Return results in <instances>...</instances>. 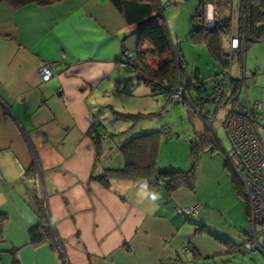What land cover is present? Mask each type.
Masks as SVG:
<instances>
[{
  "label": "crops",
  "instance_id": "0c3cea01",
  "mask_svg": "<svg viewBox=\"0 0 264 264\" xmlns=\"http://www.w3.org/2000/svg\"><path fill=\"white\" fill-rule=\"evenodd\" d=\"M204 8V19L228 17L231 32H237L240 0H220ZM226 9L231 13L225 14ZM192 29L191 20L189 35ZM178 36L174 33L170 38L175 42ZM137 42L135 24L110 0L22 5L0 0V110L4 111L0 115V213L6 215L0 264H13L12 250L18 264H209L216 254L228 253L220 240L237 244L236 220L228 221L225 214L233 207L240 214L239 200L246 215L247 208L231 180L230 188L225 173L230 169L215 156L217 151L209 153L215 156L216 167L221 166L220 178L228 186L224 199L214 187L209 189L203 164L196 166L193 188L171 192L161 183L149 189L142 180L109 172L123 167L119 147L131 138L115 141L123 130L106 129L114 112L109 109L112 102L130 109L145 107V114L153 108L149 115L157 114L163 105L158 92L119 62L124 51L136 50ZM197 44L207 48L203 42ZM224 48L228 51V40ZM237 60L240 71L243 67L246 71L243 56ZM44 61L54 70L48 81L38 73ZM262 70L257 61L254 82ZM195 75L201 78V71L187 73ZM207 103L216 107L212 99ZM89 115L94 118L93 133ZM174 164L162 166L157 161L159 169ZM103 173L109 175L107 185L94 178ZM36 197L42 199L53 227L55 246L49 241L29 242L28 229L39 221L33 208ZM190 206H197L192 215L177 211ZM224 206L230 209L225 211ZM197 225L205 226L207 232H196ZM184 244L189 249L183 253Z\"/></svg>",
  "mask_w": 264,
  "mask_h": 264
},
{
  "label": "trees",
  "instance_id": "16d2710c",
  "mask_svg": "<svg viewBox=\"0 0 264 264\" xmlns=\"http://www.w3.org/2000/svg\"><path fill=\"white\" fill-rule=\"evenodd\" d=\"M12 1L22 5L32 1L47 4L55 0ZM219 1L220 0L197 1L196 11L191 18L193 29L190 33V37L195 43L203 42L207 46L214 60L220 65L221 73L224 69L229 67L231 61L235 57L241 60L249 45L264 39V0H240V14L237 28V33L240 35V47L232 58L224 48L223 39L231 33V19L228 17L217 18L210 29L204 28V7L208 3L217 5ZM110 2L121 13H124L129 23L135 24L138 32L137 47L136 50L133 51L135 53L136 62L126 67L132 70L138 79L148 83L152 91L160 93L162 98H164L163 92L169 89L176 78L177 68L173 53L174 46L179 49L180 47L179 44H176L170 38V33L164 21L163 14L160 11L158 0H110ZM138 10L139 12H137ZM125 52L126 51L118 58L119 62ZM218 75L214 76V78ZM180 76L190 96H194V98L198 99L203 105L211 100L210 96L212 94L210 95L206 92L204 80L197 75L192 77L187 76L184 59L180 65ZM233 81L235 85L233 90L234 93L237 89L238 84L236 83L238 79L233 77ZM119 115L130 120H138L145 116L142 113H121ZM260 115H262L261 110L256 113V120ZM91 124L92 133L93 131L96 132L94 122ZM164 128L165 127H162L161 129L164 130ZM160 132L161 130H154L140 133L123 143L119 147V150L124 159V165L121 168L109 170L110 174H114L118 177L142 180L149 189L155 188L160 183L164 184L168 192L179 187L193 188L198 150L207 149L209 152L215 153L220 149V142L210 130L205 128L202 132L197 134V139L192 141V163L189 169L179 170L168 166L159 169L157 167V155L158 136ZM225 168L229 169L226 161ZM229 174L236 194L244 201L241 192V184L238 178L231 171H229ZM108 176L107 173H103L94 178L102 184L107 185ZM35 199L33 208L38 215L39 221L36 225L28 229L29 242L37 245L43 241H49L51 246H55V233L45 207L43 206L42 199L40 197H36ZM5 218L6 215L0 213V237L2 224ZM200 231L207 232L205 226L197 225L196 232ZM220 241L228 247L229 254L232 253L233 249L241 246L230 240ZM10 253L14 256L13 264H18V260L15 257L16 251L12 250ZM262 253L264 254V250Z\"/></svg>",
  "mask_w": 264,
  "mask_h": 264
},
{
  "label": "rangeland",
  "instance_id": "374dc122",
  "mask_svg": "<svg viewBox=\"0 0 264 264\" xmlns=\"http://www.w3.org/2000/svg\"><path fill=\"white\" fill-rule=\"evenodd\" d=\"M197 1L198 0H162V2L166 5L164 11V21L167 25L170 35H174V33H177L179 35V38H177L178 40L175 42L180 44V48L184 53V64L186 72L191 75L197 69H199L201 71V79L204 80L207 87L206 92L210 94L213 89L212 77L213 75L220 72V67L213 60L207 48L204 45H199L193 42L190 35L188 34V32L191 30V15L195 12ZM229 10L230 9H226L225 14L231 13V11ZM211 26L212 23L211 21H209L204 25V28L210 29ZM223 39L224 43H227L228 37H225ZM256 53H259L258 56L261 58H257ZM262 56H264V41L258 45H250L245 51L243 55V65H245L246 71L244 67H241L242 71H240V65L238 64L237 57H235V59L231 63V74L234 78L242 79L243 88L241 91L237 89L231 97L235 99L238 96L239 101H242L243 98L247 96L250 102L258 100L262 103V115H260L256 121L258 123L259 135L264 144V60ZM257 61H259V63L261 64V69L263 70L256 77L257 81L254 82L252 73ZM245 90L247 94H245ZM126 95L129 96V94ZM157 95H159V100L161 94L157 93ZM111 98L112 97H109L108 100H110ZM231 100V98H225L222 102H220V104H218L220 105L218 107L217 105L215 107V105L212 103L204 104L205 107L212 112L215 110V108H217L216 111L213 112L215 114L213 127L216 132V137L220 142V149L215 153V156H220L222 165L223 160H225L222 148L228 151L230 149V144L221 122L225 114L231 107ZM158 102H160V100ZM114 104L115 103L112 102V105L109 108L111 109V112L114 111V114L110 113L112 114V116L108 120V123H106V129L112 133H117L123 130L122 133L116 135L117 137H115V141H119L118 139H120V137L122 139V136L123 138L125 137V139L130 138L134 134L139 133L140 131H144L145 129L161 130L158 136L157 161L159 162V165L164 166L170 164V161L172 163H175L174 166L177 165V167L179 166L186 169L189 165H191L192 141L197 139V134L195 132L204 130L205 126L189 106L182 103L169 105L166 108L164 114L160 117L158 111L157 114L149 115L148 112L152 111L153 108H151V110H149L147 114H145L146 112L144 111H147V108L145 107L140 110V108L130 109L129 105L125 104L124 106H122L123 104H121L119 105V107H117V104L116 106ZM121 113H142L146 117L143 116L142 118H140L141 120L138 119L131 121L130 119L119 115ZM114 118H116L117 121H113ZM112 123H114L115 125H111ZM162 127H165L164 130L161 129ZM215 156L211 155L207 149L198 150L196 163L197 165L201 166V168L203 164V167L207 171L206 172L203 170L205 172V175H207L206 181L208 182L209 189H211V187H214V190H217L216 193H218V195L224 199L226 197V194H228V186L225 185L223 177L220 178L221 166L216 167L213 161V158ZM211 159L212 162H210ZM225 173L227 174L226 176L229 179L230 188H232L230 184V174L227 171H225ZM213 181L216 185H213ZM237 203L241 204L243 208L240 212L241 215L238 214L236 208L233 207L231 208L230 212H227L225 214V217L228 219V221H232L233 218H235L237 223L236 226L238 228L236 235L240 234V237L236 236L238 237L237 244L241 246L233 249L231 254H226L224 252L216 254L215 256H213V260L211 258L209 264H264L263 253H261L260 251L253 253L251 251H246L243 248L242 242L247 236L246 232L249 230V227L247 226V215L244 209L243 202L239 200L237 201ZM228 204L231 207L230 200L228 201ZM224 207L225 211L230 209L227 206ZM244 233H246V235H244ZM260 241L264 248L263 234L260 235Z\"/></svg>",
  "mask_w": 264,
  "mask_h": 264
},
{
  "label": "built area",
  "instance_id": "2783aa9c",
  "mask_svg": "<svg viewBox=\"0 0 264 264\" xmlns=\"http://www.w3.org/2000/svg\"><path fill=\"white\" fill-rule=\"evenodd\" d=\"M158 2L164 17L166 5L162 0H158ZM217 18L219 17L216 16L213 19L207 17V20L206 18L204 19V24L209 21L214 23ZM239 47L240 35L235 31L231 32L228 37V53L231 58ZM173 53L177 68L176 78L169 89L163 92L164 100L158 112L159 116L161 117L164 114L169 105L182 103L189 106L205 127L216 136L213 127L214 113L201 104L198 99H195L194 96H190L181 79L182 51L174 46ZM135 60V53L126 51L124 56L121 57L120 63L127 66L136 62ZM38 73L43 81H48L54 74L51 63L42 62L38 68ZM236 84H238L237 89L241 91L243 88L242 79H238ZM234 88L231 67H228L214 78L213 91L210 98L217 107L220 106L218 104L225 98L232 99L231 107L223 121L230 149L226 151L222 148V152L230 171L236 175L241 184L242 197L246 203L249 230L245 240L242 242L243 248L253 253L257 251L262 253L264 248L260 241V235H264V144L259 135L258 123L256 122V113L262 109V105L258 100L250 102L246 97L242 101H239L238 96L233 99L231 96ZM3 113L4 111L0 110V115ZM88 120L93 123V116L89 115ZM196 207H181L177 208V211L182 214L192 215ZM188 249L189 245L184 244L180 250L184 253Z\"/></svg>",
  "mask_w": 264,
  "mask_h": 264
},
{
  "label": "bare ground",
  "instance_id": "6f19581e",
  "mask_svg": "<svg viewBox=\"0 0 264 264\" xmlns=\"http://www.w3.org/2000/svg\"><path fill=\"white\" fill-rule=\"evenodd\" d=\"M205 10V9H204ZM206 15V14H205ZM212 23V22H211Z\"/></svg>",
  "mask_w": 264,
  "mask_h": 264
},
{
  "label": "clouds",
  "instance_id": "9594fccd",
  "mask_svg": "<svg viewBox=\"0 0 264 264\" xmlns=\"http://www.w3.org/2000/svg\"><path fill=\"white\" fill-rule=\"evenodd\" d=\"M155 198V197H154Z\"/></svg>",
  "mask_w": 264,
  "mask_h": 264
}]
</instances>
